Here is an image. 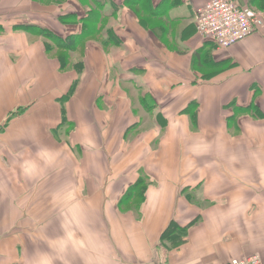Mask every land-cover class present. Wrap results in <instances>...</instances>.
<instances>
[{"label":"crops","instance_id":"0c3cea01","mask_svg":"<svg viewBox=\"0 0 264 264\" xmlns=\"http://www.w3.org/2000/svg\"><path fill=\"white\" fill-rule=\"evenodd\" d=\"M88 1L0 0V264H264V22L219 50L211 0ZM85 20L63 71L38 31Z\"/></svg>","mask_w":264,"mask_h":264},{"label":"built area","instance_id":"2783aa9c","mask_svg":"<svg viewBox=\"0 0 264 264\" xmlns=\"http://www.w3.org/2000/svg\"><path fill=\"white\" fill-rule=\"evenodd\" d=\"M248 0H211L195 10L197 33L217 49L228 50L249 39L264 22V14L247 9ZM2 124L0 122V128ZM229 264H263L258 255Z\"/></svg>","mask_w":264,"mask_h":264},{"label":"trees","instance_id":"16d2710c","mask_svg":"<svg viewBox=\"0 0 264 264\" xmlns=\"http://www.w3.org/2000/svg\"><path fill=\"white\" fill-rule=\"evenodd\" d=\"M60 0H50L51 4H59ZM89 20H85L84 22V30H83V35L77 38H70L68 37L67 39H61L58 36L52 34L49 31L40 29L39 35L43 36L45 39L49 40V42H46L47 45V50L49 52H52L53 50H56V55H57V59L60 62L61 65V69L63 71H67L69 68H73V69H77L79 71L82 70L83 68V63L82 62H78L76 64H71V58H70V54L72 52H76L79 49L85 48L86 46V39L88 38V23ZM93 32V31H91ZM95 34H97V32H95ZM51 42V43H50ZM53 43V44H52ZM85 43V44H84ZM77 82H75L74 87H76ZM244 110V111H243ZM240 111L242 112H247V113H253L252 115L254 116V118L256 119H263V115L260 112V110L256 107V105L254 107H249L248 109H240ZM188 112V111H187ZM235 117H232V119ZM182 229L179 228V226L175 223L172 222L171 225L169 226L168 230L163 234L162 239L164 241L166 240H171L172 236H174V234L177 231H181Z\"/></svg>","mask_w":264,"mask_h":264},{"label":"rangeland","instance_id":"374dc122","mask_svg":"<svg viewBox=\"0 0 264 264\" xmlns=\"http://www.w3.org/2000/svg\"><path fill=\"white\" fill-rule=\"evenodd\" d=\"M80 2H81V3H83L85 7H88V8L90 7V5H89V4H90V2H89L88 0H80ZM95 4H99V3H98V2H96ZM100 5H101V4H99V5H98V7H100ZM99 16H100V15H99V14H97V16H96V17H99Z\"/></svg>","mask_w":264,"mask_h":264}]
</instances>
